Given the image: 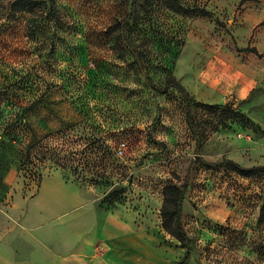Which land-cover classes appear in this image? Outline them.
<instances>
[{
  "label": "rangeland",
  "instance_id": "rangeland-1",
  "mask_svg": "<svg viewBox=\"0 0 264 264\" xmlns=\"http://www.w3.org/2000/svg\"><path fill=\"white\" fill-rule=\"evenodd\" d=\"M15 1L0 0V135L10 133L6 102L32 100L29 130L14 134L40 143V179L16 165L3 173L0 245L10 242L17 261L56 259L79 245L78 225L95 233V211L126 207L171 249L163 226L175 229L178 193L164 190L186 184L189 264H264V78L234 96L229 76L241 77L244 54L237 10L226 0H136L149 35H134L143 56L132 66L116 33L131 0H26L21 12ZM194 6L207 16L192 15ZM220 92L225 101L200 100Z\"/></svg>",
  "mask_w": 264,
  "mask_h": 264
},
{
  "label": "crops",
  "instance_id": "crops-1",
  "mask_svg": "<svg viewBox=\"0 0 264 264\" xmlns=\"http://www.w3.org/2000/svg\"><path fill=\"white\" fill-rule=\"evenodd\" d=\"M224 4L232 14L237 10L234 36L238 39L239 50L244 52L239 59L243 63L240 65L241 77L236 79L231 75L229 81L235 85L234 96L243 98L258 80L264 78V0H226ZM211 67L212 64L206 69L210 70ZM207 79L208 76L200 78V82L209 85ZM225 97L226 94L220 92L212 96V99L201 97L203 99L200 100L212 103L218 99L225 101ZM95 213L101 219L95 233L87 225H78V228L71 231L75 241L80 240L73 253L55 259L54 254L49 252L52 258L46 255L38 262L33 259L31 262H23L17 261L10 242H3L0 245V264H176L185 255L177 241L171 244V249H166L160 244V233H153V228H149L151 232L147 230L141 216L126 210V207L113 212Z\"/></svg>",
  "mask_w": 264,
  "mask_h": 264
},
{
  "label": "trees",
  "instance_id": "trees-1",
  "mask_svg": "<svg viewBox=\"0 0 264 264\" xmlns=\"http://www.w3.org/2000/svg\"><path fill=\"white\" fill-rule=\"evenodd\" d=\"M132 5H131V10L130 12L125 16V18L121 21L118 22L116 26V33L118 34V41H121L122 47V56H126L128 60H131L130 65L132 66H140L142 64V52L143 48L136 46V39L134 38V35L136 34L137 36L140 34H144L145 36L149 35V32H146V30L143 28L141 29L139 25V17L137 15V8L136 0H131ZM25 3L26 0H17L13 2V5L15 6H20L19 9H16L17 12H21L25 9ZM192 10L191 13L192 15L196 14L199 16H207V12L204 9H201L200 7L194 6L191 8ZM174 53L170 51L168 56L166 57V65H172L171 60L173 59ZM140 62V63H138ZM143 66V65H142ZM141 66V67H142ZM170 81L171 87L177 88L180 92L183 91L182 87L175 83L173 77L171 75H165ZM33 102L32 100H28L25 103H15V101L12 102V100H8L3 108L2 111L5 113V117L3 118V123L6 124V127L3 129V131L8 130L10 133L7 134L6 136L0 135V203L2 200L5 199L6 197V192H7V186L4 183V178H3V173L8 170L10 166H15L18 171L24 172L29 177H33L34 179L36 178L37 181L40 179V174L35 171V160L37 159V153L36 151L40 149L38 145L40 143L35 142L34 138L21 134L17 135L14 134L15 130L19 129L22 131V129L26 132L29 130V127L26 123L25 119V111H27L31 106ZM18 124L15 129L14 125ZM13 130V131H12ZM30 137L29 141H26V138ZM32 167V168H31ZM71 168L73 171L79 170L78 168H81L79 172L84 171V167L78 163L72 164ZM32 171H34L32 173ZM35 173V174H34ZM76 173V172H75ZM93 176L91 179H89V182H93L95 184L99 183V179L101 178V174L98 173L97 171L92 172ZM85 180V179H84ZM186 189V184H184L183 188L181 191H178L175 187H168L164 190L165 193H168L169 191H173L175 193H178V196L175 198L174 201V215H175V220H174V227L175 229L172 230L171 228L168 227L167 224H164V229L172 235L176 241L183 246V242L188 240L187 235L185 231L181 227L180 223V215H179V209H180V202H181V196L184 193ZM183 248V247H182ZM189 249L188 247L186 248V252L184 257L181 259V261L177 262L176 264H188L189 263Z\"/></svg>",
  "mask_w": 264,
  "mask_h": 264
}]
</instances>
